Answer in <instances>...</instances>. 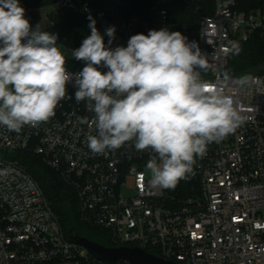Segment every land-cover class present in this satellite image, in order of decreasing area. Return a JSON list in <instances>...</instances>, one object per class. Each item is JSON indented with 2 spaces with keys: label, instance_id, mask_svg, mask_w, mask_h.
I'll list each match as a JSON object with an SVG mask.
<instances>
[{
  "label": "built area",
  "instance_id": "obj_1",
  "mask_svg": "<svg viewBox=\"0 0 264 264\" xmlns=\"http://www.w3.org/2000/svg\"><path fill=\"white\" fill-rule=\"evenodd\" d=\"M48 1L56 12L93 17L111 49L127 47L131 36L150 30L176 31L167 19V0H149L150 21H118L122 0H104L99 9L83 0ZM200 1L213 2V14L200 18L196 34L181 33L208 56L203 79L232 95L242 122L196 158L197 194L176 200L167 189L152 188L146 164L155 154L136 151L134 142L93 153L87 136L96 130L81 119L91 121L94 113L88 101L75 99L73 80L47 122L19 132L0 126V171L7 170L0 175V264H108L66 239L37 182L10 157L18 151L37 155L61 176L76 195L80 221L107 231L113 247L141 249L173 264H264V73L247 75L243 86L240 77H222L232 53L226 49L253 37L264 40V13L238 11L237 0ZM109 27H115L111 44Z\"/></svg>",
  "mask_w": 264,
  "mask_h": 264
},
{
  "label": "clouds",
  "instance_id": "obj_2",
  "mask_svg": "<svg viewBox=\"0 0 264 264\" xmlns=\"http://www.w3.org/2000/svg\"><path fill=\"white\" fill-rule=\"evenodd\" d=\"M89 19L91 34L72 52L85 66L72 74L57 34L41 31L39 24L33 30L19 0H0V126L19 132L47 122L74 80L75 99L88 101L94 113L91 121L81 119L97 133L87 136L89 149L104 154L134 142L136 151L155 154L146 164L149 185L174 189L193 173L196 158L210 143L240 126L234 99L223 86L202 78L209 58L181 32L150 30L131 36L127 47L111 49ZM114 34L115 27L106 29L109 44ZM226 51L239 54L240 47ZM222 77L231 79L227 71ZM249 80L245 75L238 83ZM144 178L140 173L141 184Z\"/></svg>",
  "mask_w": 264,
  "mask_h": 264
},
{
  "label": "trees",
  "instance_id": "obj_3",
  "mask_svg": "<svg viewBox=\"0 0 264 264\" xmlns=\"http://www.w3.org/2000/svg\"><path fill=\"white\" fill-rule=\"evenodd\" d=\"M92 7L99 9L104 0H83ZM20 6L25 9V18L29 20L33 30L38 24L32 12L35 8L50 5L48 0H19ZM151 2L149 0H122L117 8L116 19L118 21L137 18L141 21H150L148 10ZM236 9L243 12L259 11L264 13V0H237ZM214 4L211 1L200 0H167V19L176 31H188L196 34L199 20L202 16L212 15ZM52 25L42 28L41 31L55 33L58 36L57 44L66 58L65 67L71 70L81 71L85 63L76 60L73 49H78L82 41L91 34L89 24L91 20L80 11H57L50 16ZM94 20L93 17H91ZM95 21V20H94ZM96 28L98 25L95 21ZM239 54L233 52L228 57L227 66L223 70L229 72L230 76L242 77L245 75L264 73V40L253 37L248 42L239 45ZM101 70V69H100ZM102 72H106L101 70ZM201 72L202 78L207 75ZM10 157L17 160L22 168L37 182L53 213L58 218L66 239L76 233L101 246L113 248L109 233L107 231L89 227L80 221L78 215L77 199L74 191L62 180L61 176L54 170L47 167L42 160L33 153L18 151L10 154ZM198 180L195 166L189 178L180 180L174 189H169L168 194L182 200L197 194Z\"/></svg>",
  "mask_w": 264,
  "mask_h": 264
},
{
  "label": "water",
  "instance_id": "obj_4",
  "mask_svg": "<svg viewBox=\"0 0 264 264\" xmlns=\"http://www.w3.org/2000/svg\"><path fill=\"white\" fill-rule=\"evenodd\" d=\"M71 241L85 247L95 257L108 264H113L114 262L121 260H127L132 264H173L165 262L137 248L104 247L85 237L79 236L76 233L71 237Z\"/></svg>",
  "mask_w": 264,
  "mask_h": 264
},
{
  "label": "rangeland",
  "instance_id": "obj_5",
  "mask_svg": "<svg viewBox=\"0 0 264 264\" xmlns=\"http://www.w3.org/2000/svg\"><path fill=\"white\" fill-rule=\"evenodd\" d=\"M22 6V5H21ZM23 7V6H22ZM56 11L53 10L51 5H44L38 8H35L32 12L33 17L36 19L37 23L42 28H48L52 25V22L50 20V15L55 13ZM169 31H173V29H169ZM100 69L103 71H107L108 69L100 66ZM129 184H131V180H129ZM169 189H167L168 193Z\"/></svg>",
  "mask_w": 264,
  "mask_h": 264
}]
</instances>
